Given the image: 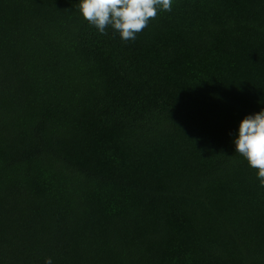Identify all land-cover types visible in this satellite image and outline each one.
Masks as SVG:
<instances>
[{"label": "trees", "instance_id": "obj_1", "mask_svg": "<svg viewBox=\"0 0 264 264\" xmlns=\"http://www.w3.org/2000/svg\"><path fill=\"white\" fill-rule=\"evenodd\" d=\"M78 3L0 0V264H233V0Z\"/></svg>", "mask_w": 264, "mask_h": 264}, {"label": "clouds", "instance_id": "obj_2", "mask_svg": "<svg viewBox=\"0 0 264 264\" xmlns=\"http://www.w3.org/2000/svg\"><path fill=\"white\" fill-rule=\"evenodd\" d=\"M173 0H79V13L101 34L112 28L127 42L135 40L161 11H172ZM236 153L243 156L257 172L264 187V110L245 116L234 140ZM44 264H52L50 257Z\"/></svg>", "mask_w": 264, "mask_h": 264}]
</instances>
